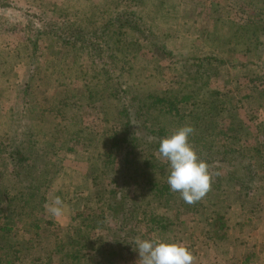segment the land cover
I'll list each match as a JSON object with an SVG mask.
<instances>
[{
  "label": "rangeland",
  "instance_id": "rangeland-1",
  "mask_svg": "<svg viewBox=\"0 0 264 264\" xmlns=\"http://www.w3.org/2000/svg\"><path fill=\"white\" fill-rule=\"evenodd\" d=\"M262 1L255 3L259 6ZM255 8L241 0H0V192L28 193L23 187L28 188L30 182L39 186L30 205L15 202L11 223L5 218L2 198L0 264H6L5 260L11 258L3 248L6 240H26L27 251L40 254L45 248L52 250L59 236L77 232L81 216L102 212L109 219L107 200L115 193L121 195L122 186L114 181L116 172L106 169L110 163L104 153V141L125 124L117 118L120 113L108 96L92 98L89 95V91L102 89L107 81H131L133 77L134 82V76L138 75L145 82L143 89L193 96L189 102H195L196 109L203 101L213 100L223 110L218 112L217 107H212L214 116L219 115L213 118L219 133L212 139L219 144L229 141L232 148L235 144L244 160L247 154L248 162L259 160L264 152V140L260 138L264 134V107H259L264 106V33L248 45H243L238 38L241 20L253 19ZM156 9H160L156 14L163 19L152 22L150 13ZM117 10L132 11L125 14L126 22L132 27L122 25L112 34L111 43L118 54L116 63L112 54L99 47L103 46L99 39L91 41L100 43L96 45L97 51L80 47L79 43V47L74 45V38L82 34H88L91 39L99 31L90 32L91 28L104 23L105 18L115 17ZM256 21L264 25V17ZM134 22L142 25L140 29L133 26ZM78 26L85 30L79 33ZM147 27L152 36L147 33ZM228 33L231 38L228 44L234 51L226 52L229 49L224 41ZM164 43L168 45L165 48ZM219 48L226 53H221ZM165 49H170L171 55H163L161 50ZM209 56L217 58H206ZM58 80L65 85L64 90L61 88L60 101L49 98L41 106L51 110L44 112L39 106L34 112L26 109L29 100L41 103L50 91L56 96ZM122 88L129 90L125 84ZM252 91H258L259 95L249 101L245 95ZM190 106L187 102L179 104L184 114H189ZM104 112H109L107 120ZM151 113L156 116L152 124L134 117L127 123L128 132L134 134L140 143L137 149L144 156L153 155L161 160L160 164H166L158 151L149 149L152 143H146L151 140L147 128L155 122L157 127L174 132L190 125V118L186 115L178 120L179 124L176 118L167 123L165 113L158 109ZM200 116L204 117V120L199 117L200 124L207 123L205 116ZM240 118L247 132L233 133L235 139L228 140L229 125H236ZM17 147L23 152L21 161L10 156L11 150ZM123 148H120L121 154L125 152ZM252 153L253 157L248 156ZM121 154L113 160L117 162ZM260 179L256 187L263 188L264 178ZM129 186L134 196L142 198L143 184L139 179L130 177ZM252 201L259 203L255 206L256 214L245 223L243 216H248L246 210ZM228 203L229 238L220 240L202 235L210 221L204 219L209 209L196 202L188 211H181L178 218H174V208L170 209L169 214L173 215L170 220L175 223L170 227L176 228V232L169 230L168 240L187 246L193 253V264H264V189L255 198L237 196ZM52 207L60 209L58 215L50 211ZM134 214L127 207L119 213L120 222L128 223L139 234L133 238L124 236L127 242L159 237V230L152 231L150 225L135 221ZM5 224L9 231L4 229ZM114 225L107 221L105 227L109 230ZM121 234L118 230L107 239L111 241ZM37 238L42 241L38 243ZM134 246L131 247L133 256L126 261L140 264ZM40 247L44 249L38 250ZM53 256L56 262L67 261L64 254Z\"/></svg>",
  "mask_w": 264,
  "mask_h": 264
},
{
  "label": "trees",
  "instance_id": "trees-1",
  "mask_svg": "<svg viewBox=\"0 0 264 264\" xmlns=\"http://www.w3.org/2000/svg\"><path fill=\"white\" fill-rule=\"evenodd\" d=\"M241 1H243L247 6L251 5L252 7H256L253 11L254 18H251L250 21L248 19L241 20L243 22L240 23V31L238 32L239 41L242 42L243 45H248V43L252 42L253 39H256L255 41H257L258 34L264 33V25H258L256 21L257 19H262L264 17V1L260 2L259 6L255 3L256 0ZM159 10L160 9H156L155 13H150L152 22L157 19H163L162 15L156 14ZM130 12L132 11L117 10L115 17L105 18L104 23L101 22L97 27L93 26L90 32L97 29H99V31L93 33L94 35L91 39L88 34H82L81 36H79L80 34H76L79 37L74 38V40L76 39L74 45L78 46L79 43L80 47L95 49V51H97L98 47L96 45H99L100 43L96 42L95 44L91 41L92 39H99L103 45H100L99 47L105 48L109 54H112L116 63L118 60V54L115 53V46L111 43V37L112 34L115 33V30L122 25L126 24L128 27H132L126 22L125 18V14ZM112 23L115 24L116 28L113 29ZM133 26L136 27V29H140V26L142 25L134 22ZM147 29H149L147 33L152 36L151 29L148 27ZM84 30V27L78 26L79 33ZM229 37L230 34L228 33L224 41L225 43L227 42L229 49L226 52H229L230 50L234 51V47L228 44L230 42L228 39H231ZM70 39L71 38H69L66 42ZM151 44L156 45V42H151ZM162 45L164 48L168 46L165 43ZM17 51H19L18 48ZM116 51L119 52V49ZM220 51L221 53H226L224 50V52L221 49ZM170 52V49H165V51L161 50L163 55H171ZM206 58L216 59L217 57L209 56ZM133 68L134 67L132 66V70ZM97 69L101 70L102 68L98 67ZM97 73H99V71H97ZM57 83L56 88L58 94L56 96H52L53 92L50 91L48 92V97L42 98L43 101H41V103L37 100H29L26 109L34 112L38 106L41 107L44 101L49 98L56 100L59 99L60 101L61 94L64 90L63 86L65 85H62L63 83H60L59 80ZM144 83L145 82L141 79V76L136 75L134 76V82L133 77L131 81H119L112 79L111 82H105L102 89H97L96 91L92 90V93L89 91V95L92 98L99 97V95H102V97H105V95L108 96L109 99L113 101L114 107H116L117 111L120 113V116L118 115L117 118L124 121L125 124L119 132H115V134L108 136L104 141V145H106L104 153H106L109 157L108 163H110L106 169L108 171L113 170L116 172L117 178H114V181L117 182L118 185L122 186L121 195L119 194L116 196V193L114 195L112 194L114 197L112 199L108 198L107 200L106 207L108 213H110L109 219H105L104 215H101L102 212L87 213L86 215L81 216V224L77 232L74 230L73 235L63 237L59 236V238L56 239L55 246L52 250H47L46 248L44 249L41 247L38 248L40 251L41 249L45 250L40 254H33L27 251L28 249L26 246L28 245V242L26 240H17L13 242H8L6 240L3 248L5 254L9 256V258L11 257L10 259L5 260L6 264H132L130 261L127 262L126 259L133 256L131 247L135 243L127 242V238L124 236H131V238H133L134 236H139V234L134 233V230L128 223L122 224V222H120L119 213L123 209H126V207L135 213V221L145 225H150L152 231L155 230L157 232L159 230L160 232H158V234L160 238L168 240V231L171 230L176 232V228L170 227L171 225H175V223L170 219H172L173 215L174 218H178L181 211H188L192 204L185 203L179 192H173L170 190L167 183L168 170L165 169L166 165H168L167 161L166 164H160L161 160H158L155 156L151 155L149 158L144 156L143 152L137 149L140 146V143L133 137L134 134H132V132H128L129 124L127 123H129L130 119L133 120L134 117H139L140 119H143V122L150 123L153 121V117H156L151 113L154 109H158L168 116L167 123L174 121L173 118H176V122L179 124L180 121L178 120H181L186 115H189V124L194 128V132L190 136L189 142L195 149L199 158L206 161L209 166V172L212 175L211 187L207 194L197 202L201 205L203 204L205 208L209 209V211L205 213L204 219L210 221L206 224L208 227L203 229L202 235L213 236L220 240L222 238H229L230 234L228 233V229L230 228L229 221L231 218L228 213L230 208V204L228 202H232L237 196H242L244 199L248 197L252 199V197L255 198L258 194H263L264 187L261 186L263 188H259L256 186L259 181L261 182L260 177L262 179L264 178V152L259 155V160L253 159L251 162H248L246 159L247 154L244 160L243 156H239L241 151L235 148V144H233L234 148H232V146L229 145V141L226 144H219L212 139V136L219 133L216 129L218 125L216 126V122L214 120L219 115L217 114L216 117L214 116L212 107H217L219 112L220 110H223L222 106L218 107V103H213V100L210 99L206 102L203 101L201 107L196 109V103L194 102L191 104L189 102L193 96L189 94L179 95V92L174 95H170L169 93L163 94V92L159 93L158 91L153 92V90H149L147 88L143 89L142 86ZM123 84H125L129 90L122 88ZM61 88L63 89L62 92ZM128 91L129 96H126V92ZM45 92L46 91L42 93L45 94ZM216 92L218 95L219 92L217 90ZM249 93L250 92L245 95V98L249 101L251 98H254L255 100V98L259 95L258 91H252L251 94ZM184 102L191 105L189 114L187 112L184 114L179 108V104H183ZM221 103L223 104L222 98ZM243 103L245 102L243 101ZM205 105H207V108H204ZM45 106L46 105L40 109L44 112L46 110H51L50 107L46 108ZM259 107L264 106L261 105ZM103 110H106L105 107ZM0 111H2V108H0ZM224 111L227 110L225 109ZM103 114L107 120L109 112H104ZM200 114L205 116L207 123L200 124ZM207 114L211 115L207 117ZM114 117L116 118V116ZM202 118L201 120H204ZM197 119L200 122L197 121ZM154 123L147 128V133L151 140L146 143H152L149 145V149L158 151L159 140L172 132L164 129L163 127L159 128L157 125H154ZM245 125V122H243L241 118L236 125H229L228 131L231 132V134L227 135L228 140H231V138L235 139V136L232 135L233 133H239L240 131L243 133L247 132ZM260 138H263L264 140V134H262ZM120 148L125 149V152L121 154ZM14 149L11 150L10 156L12 158L15 157L18 161L23 160L21 158L23 154L21 148L17 147L15 150ZM257 150L259 151V149H256L255 151ZM120 154L121 157L117 162H115V158L113 160V157H119ZM248 156L253 157L254 154L252 153ZM105 164H107V162H105ZM221 164H223L226 168L222 169ZM222 170L225 172L221 173ZM17 176L20 177V174H17ZM130 177L131 179H139L143 184L142 198H137L132 194L129 186ZM19 179H21V177ZM232 182L235 183L234 186H232ZM127 186L129 187L128 189L125 188ZM23 189H27L28 193H22V190H20L19 193H14L12 191L0 192V211L3 210L1 204V200L3 198V203H5V218L8 223L13 221L11 215L14 213L17 205L15 202L20 201L24 205H30L33 202V197H35V192L39 190V186L30 182L28 188L23 187ZM112 192L114 191L112 190ZM258 204L259 203H255L253 201L250 203V208L246 210V212H248V216H243V221L245 223L250 222L252 216L256 214L255 206ZM240 206L243 205L240 204ZM19 208H21L20 205ZM172 208H174V210L173 215L171 216L169 211ZM74 217L76 216L74 215ZM124 217L125 214H123V218ZM107 221H112L115 224L109 230L105 227ZM4 229L9 231L7 224L4 225ZM99 229H105L107 232H103L104 235L103 233L101 234L100 232H96ZM118 230L122 233L121 237L115 236L111 241H109L107 239L108 235H116V231ZM0 239L3 241V238ZM37 241L39 243L42 240L37 238ZM58 254H64L67 261L62 259H59L57 262L54 261L53 255ZM111 256H113L112 260L109 259ZM20 260H22V263Z\"/></svg>",
  "mask_w": 264,
  "mask_h": 264
},
{
  "label": "clouds",
  "instance_id": "clouds-1",
  "mask_svg": "<svg viewBox=\"0 0 264 264\" xmlns=\"http://www.w3.org/2000/svg\"><path fill=\"white\" fill-rule=\"evenodd\" d=\"M191 125H183L159 140L158 152L167 161V183L170 190L179 192L187 204L200 201L210 190L212 175L206 161L199 158L189 138ZM59 203V201H57ZM54 215L60 209L50 208ZM140 264H193L191 251L182 243L159 237L137 238L135 241Z\"/></svg>",
  "mask_w": 264,
  "mask_h": 264
}]
</instances>
